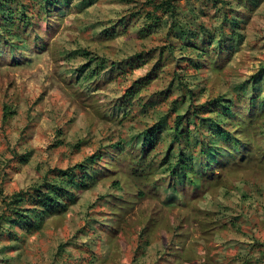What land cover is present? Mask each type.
I'll return each mask as SVG.
<instances>
[{
  "label": "rangeland",
  "instance_id": "rangeland-1",
  "mask_svg": "<svg viewBox=\"0 0 264 264\" xmlns=\"http://www.w3.org/2000/svg\"><path fill=\"white\" fill-rule=\"evenodd\" d=\"M164 1L3 5L0 264H264V0ZM78 164L65 209L12 220Z\"/></svg>",
  "mask_w": 264,
  "mask_h": 264
},
{
  "label": "trees",
  "instance_id": "trees-1",
  "mask_svg": "<svg viewBox=\"0 0 264 264\" xmlns=\"http://www.w3.org/2000/svg\"><path fill=\"white\" fill-rule=\"evenodd\" d=\"M7 0H0V13L2 19L0 20V29L4 30L7 26V23H10V17L5 15L4 12V7L3 5L5 4ZM47 4H51V0H46ZM161 8L163 6L167 8L168 11L172 13V4L170 1H164L159 4ZM22 13V12H21ZM23 14V13H22ZM27 20V19H26ZM231 20V19H230ZM183 34L184 32L181 31ZM12 47V45L10 46ZM12 49H14L12 47ZM218 105H222L226 111H230L231 107L229 106L230 104L227 101H224L222 98L215 99ZM216 104V105H217ZM181 117L177 118V123H179ZM212 127L214 128V133L216 135L224 137V138H229L230 134L228 130H225L221 128L218 123L214 122L212 123ZM154 129L148 130L144 132L145 137H144V143L150 144L152 143V138L154 136ZM178 134H180L179 131H177L176 138L178 139ZM196 134V132L194 133ZM197 140V139H196ZM214 142L215 140H211ZM180 147L178 150V157H177V164H176V170H181L182 175H187L186 173V168L189 167V163L184 161L186 159V156L183 153L182 149V144L179 142ZM184 146V145H183ZM201 154H209L212 155V152L205 151L204 149H200ZM99 154H92L89 157H87V161L89 164H92L93 162L96 161L98 158ZM26 157L22 160H26ZM86 166L83 164H78L74 167H69L66 169H59L57 171V175L61 178L57 182H44L43 184H40L37 186L31 194H29L28 198L30 201H32L33 208L30 211V213H25V209H13V215L16 216L13 217L12 220L18 224V223H23L25 224L28 228L30 227L27 225V220L31 217V213L33 214L34 217H39L40 219L42 218L44 213H53L56 209H65L66 204L63 202L64 200H69V197L71 198L74 196L73 189L77 188H82V187H87V182L88 179H90L91 175L90 173H87L86 170L84 169ZM75 168H80V171H76ZM188 178V177H187ZM18 200L22 201L23 197L19 194L17 196ZM16 199V198H14Z\"/></svg>",
  "mask_w": 264,
  "mask_h": 264
}]
</instances>
